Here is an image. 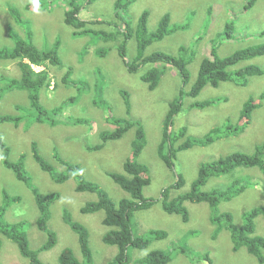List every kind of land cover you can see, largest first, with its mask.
<instances>
[{
  "label": "rangeland",
  "instance_id": "374dc122",
  "mask_svg": "<svg viewBox=\"0 0 264 264\" xmlns=\"http://www.w3.org/2000/svg\"><path fill=\"white\" fill-rule=\"evenodd\" d=\"M114 1L79 0L83 7L80 15L103 19V23L90 24V26L106 34L115 33ZM248 1L135 0L125 15L127 20L135 24H140V21L146 20L145 17H147V27L151 30L157 27L165 14L171 15L169 27L179 22L188 23L186 29L167 31L163 36L157 39L150 38L142 44L139 39L138 48L143 47L146 54L155 50H165L178 57L190 58L192 51L198 45L193 61L187 66L190 74L189 83H192L197 78L202 59L211 56L212 44L217 42L219 39L217 35L220 33L224 36H221V43H216V46L221 57L247 45L264 42V34L261 33L264 30V0H255L249 9H245ZM60 2L55 5L45 3L44 9L39 10L40 7L33 5L31 0H0V39L7 36L6 28L9 30L10 27L9 8L16 6L24 18L30 19L28 23L34 29L43 31L48 39L50 37L61 39L59 55L65 63L64 66L51 62L47 64L51 83L48 88L44 86L41 89L38 98L40 105L50 112L48 116L56 117L54 124L48 120L45 122L37 120L43 113L34 110L27 90L11 89L0 98L1 113L16 112L24 117L21 120L23 124L18 128L11 123L0 126V134L9 146L6 150L0 143V205L6 202L4 193L12 192L21 197L17 204L8 207L4 215L5 221L12 223L22 219L28 220L25 233L30 238L31 247L38 248L42 244L45 234L39 229L37 220L40 206L46 200L43 197L42 200L34 199L32 191L24 184L26 178L37 189L39 195L52 192L57 194V197L49 204L52 214L49 226L57 231L59 240L53 248L40 253L43 261L48 264H59L57 254L62 247L69 245L81 258L78 235L67 221L70 218L79 220L91 230L93 229L91 243L96 249V254L104 255L108 261L118 252L117 246L109 245L103 239L109 229L103 222L105 212L103 210L82 211L86 202L96 201L98 192L88 189L78 190L76 186L84 183L75 174L67 178L61 176L69 175L68 166L62 163V160H66L73 165L79 164L80 173L84 179L98 185L108 197L115 200L117 207L122 198L130 197L121 183L109 172H123V164L132 154L131 142L136 136L135 130H129L118 140L98 143L100 142L99 132L106 128H115V125L107 123L108 109L94 102V98L97 99L101 93L113 108L114 115H120L126 109L120 92L121 89H125L129 93L128 100L133 106L132 115L142 119L147 134V143L140 159L149 166L151 182L144 187V195L152 199L159 198V201L150 208L135 212L137 231L140 235H145L154 228H165L168 232L166 238L153 239L145 248H131L132 258L129 257V264H139L137 261L152 249L170 250L171 241L180 243V240H185L186 244L193 245L202 253L196 258L185 253L173 252L171 262L173 264H208L209 260L205 258V253L211 257L212 264H264V261L250 253L246 247L233 251L228 229L219 231V234L213 238L210 233L215 228L211 220L212 209L206 202H192L187 199L185 205L190 216L184 219L179 214L168 213L160 201L165 187L177 180L174 174L175 169L183 174L184 182L179 189H171V197L191 188L201 162L235 151L251 153L255 144L264 141V98L260 99L261 106L254 111L250 123L243 131L230 134L212 143L194 144L189 149L181 150L175 159L174 169L169 168L160 157L158 147L169 109V99L174 98L183 86L179 70L170 63H157L161 68V78L158 86L149 90L138 73H130L126 69L118 52L121 38L105 39L96 35L95 33H98L96 31L74 36L73 27L64 22L65 10ZM213 2L215 3L213 12H209L207 6ZM145 10L149 12L143 13ZM194 11H196L195 15L192 14ZM233 19L235 30L231 33V38H228L224 32L225 22ZM14 20L18 32L24 34V28L18 25L17 18ZM108 20L109 22H106ZM8 21L9 24H7ZM148 34L150 36V33ZM201 36L203 37L196 44L197 38ZM181 46L184 47V52L180 50ZM101 51L104 55L100 54ZM136 54V41L132 38L127 44V57L132 60ZM247 63L258 64L264 69V55L256 56L248 62H240L230 69ZM31 66L34 67V64ZM35 68L42 70L43 66H35ZM68 70L72 78L89 84V87L83 88L81 85L65 83L63 77ZM1 72L6 74H0V76L9 74L20 78L17 61L0 60ZM98 83L100 93L97 90ZM2 84L0 81V87ZM263 92L264 73L250 77L245 85L234 80L221 81L218 85L208 83L195 99L185 96V106L176 115L171 128L176 131L183 126L187 127L186 136L181 140L183 141L190 135H204L211 127L221 125L228 120L233 124L241 123L240 112L243 101L251 96L259 100ZM213 97L225 99L227 97V99L204 109L188 110L191 101H203ZM16 105H19L18 110ZM55 109H59L60 112L57 116L53 112ZM78 117H90L93 121L91 120L90 125L76 124L74 121ZM25 122L31 123L28 126V132L32 134L29 136L30 141L36 140L38 143H28L26 139L23 143H11L13 132L27 131ZM35 148L39 149L44 157L40 155L45 160L46 166L37 162ZM7 161L13 165H9ZM240 175L252 177V182L255 184L244 180L248 183V187H242L240 182L236 189L242 187L241 190L230 198L222 200L218 205L220 212L229 211L233 214L235 223L244 221V211L255 206L264 207V173L257 168L237 167L232 173L212 177L206 184V189L224 186ZM65 211H68L71 216H68ZM255 221L256 234L264 236V214L258 215ZM0 239L2 240L0 264H30L29 259L20 253L16 243L7 238L1 230ZM104 262L99 260L97 264H104Z\"/></svg>",
  "mask_w": 264,
  "mask_h": 264
},
{
  "label": "trees",
  "instance_id": "16d2710c",
  "mask_svg": "<svg viewBox=\"0 0 264 264\" xmlns=\"http://www.w3.org/2000/svg\"><path fill=\"white\" fill-rule=\"evenodd\" d=\"M59 1H61L60 5L65 10L64 22L73 27L74 36L94 32L96 29L92 28L90 24L103 22L100 19H93L95 16L90 17L80 15L83 7L79 3V0ZM59 1L31 0L33 5L40 7L38 8L39 10L44 9L45 3L55 5L58 4ZM88 1L93 2L95 0ZM134 2L135 0H115L113 7L118 17H120L124 11L130 9ZM254 2L255 0H249L246 8L249 9ZM213 6V3L209 4L207 10L211 12L214 9ZM11 10L17 17L18 25L24 28V34L18 32V29L14 27V24L10 25L9 30H7V36L0 39V60L4 62L16 60L17 66L20 70V78L19 76L16 77V75L9 74L6 76H0V81L3 83L0 87V98H2L8 90L25 89L28 91L31 105L35 108L34 110H39L43 113V115L39 116L37 120L42 122L48 120L54 124L56 122V117L48 116L50 112L43 109L38 100L41 89L44 86L46 87L49 85L50 76L47 70H36L35 66L41 67V65H46L45 67L47 68V64L50 62L62 65L61 57L59 55L61 39L59 37H50L48 39L43 31H39L30 26L28 23L30 19L27 17H21V12H19L16 7H13ZM148 12V10H145L143 13ZM192 14L195 15L196 11ZM98 15H96V17ZM122 17L123 20L120 21V23L114 21V24L116 25L115 33L106 34L104 31L97 30L96 32L98 33L95 34L105 39L117 38L120 33L126 34V31L122 28L125 24L130 26V22L125 17V14H123ZM145 18L147 22L148 18ZM170 20L171 15L165 14L155 29L150 30L147 27L150 36L144 31V29H141V44L150 38L157 39L159 36H163L167 31L186 29L188 27L187 22H179L178 24L169 27ZM232 21L235 20L233 19ZM106 22H109V20ZM227 27L225 33L229 38L231 31L233 32L234 30L233 26L228 25ZM261 33L264 34V30ZM221 36H224L223 33L217 35V38L219 39L216 43H221ZM202 37L203 36L197 38L196 44L199 43ZM212 42H215L214 39ZM216 43L212 44L211 56L205 57L200 62L198 78L195 80L192 89L187 91L185 89L186 87H181L179 93L174 98L172 97L169 99V110L164 120L158 153L161 158L168 160L171 168H174L175 166V164L172 165L173 162L171 158L176 157V154L180 150L189 149L194 144L204 145L212 143L218 139L227 137L230 134L243 131L250 123L254 111L261 106L260 99L264 98L263 92L260 94L258 98L259 100H256V98L251 96L246 101H243L240 112L241 123L233 124L228 120L221 125L211 127L204 135H190L187 136L185 140L181 141L182 138L186 136L187 127L183 126L174 131L171 126L176 114L181 112L183 106H185L186 95L192 97L197 96L200 90L208 83L218 85L220 81L234 80L235 82L245 85L248 83L250 77L264 73V69L254 63H247L240 67L230 69V67L236 66L240 62H248V60H251L256 56L264 55V42L255 45H247L246 47L239 48L233 53L223 57L217 53ZM125 46V42L120 43L119 54L123 56L126 64L125 66H127L126 68L130 72L138 73L141 80L147 84L149 90L155 89L161 78V68L158 67L157 63L164 62V64L171 63L177 65L180 69L181 75L186 78L188 75L187 65L193 61L196 48H198L197 45L192 51L190 58H186L184 56H175L165 50H155L146 54L144 53V48L141 47L137 49V54L134 59L127 61L124 57L125 54L123 53ZM188 49L186 53L188 52ZM180 50L184 52V47L181 46ZM100 54H104L103 51H101ZM30 63L35 64V66L32 68ZM0 74L6 73L1 72ZM69 75L70 71L68 70L63 77L65 83L73 84L75 86L81 85L83 88L89 87V84L79 82L72 78L71 75L67 78ZM184 82L185 80H183V83ZM97 90L100 93L99 83ZM120 92L123 96L124 105L126 107L125 112H121L120 115H114L113 108L109 105L108 101L102 97L101 93L97 97V100L95 99V102L108 109L107 112H109V115L106 118L108 122H106L115 125V128H106L99 132L101 142L107 143V141L118 140L126 135L130 129L136 128V136L131 142L132 154L130 157L126 158L125 163V168L128 174L109 172L113 178L121 183L122 188L129 193L130 197L122 198L119 202V207H117L115 200L108 197L98 185L84 179V176L80 173L79 164L73 165V163L67 162L68 168L70 167L68 171L69 175L64 176V178H67L68 176L75 174V176L84 183L77 185L78 190L88 189L98 192L99 201L86 202L82 207V211L92 212L103 210L105 212L103 222L109 227V229L104 234L103 239L105 243L117 246L118 252L108 261H106L104 255L96 254V249L91 243L93 229L91 230L79 220H71L70 218L67 219V221L73 231L78 235L81 258L76 255L72 246H65L62 247L57 254V261L59 264H97L99 260L105 261L104 264H129L130 258H132L131 248H145L153 241V239H164L168 236V232L165 228L150 229L145 235H140L137 231L135 212L150 208L153 204L159 201V198L152 199L144 195V187L151 182L149 166L140 159V155L144 149L143 147L147 143L146 130L142 120L131 114L132 107L128 100V91L121 89ZM223 99L225 98L213 97L203 101L195 100L189 105L188 110H193V108L204 109L205 107L212 106ZM20 107H22V105ZM53 112L55 116L60 113L59 109H55ZM91 120L93 121L90 117H78L74 122L90 125L92 123ZM1 146L5 149H9L7 143H1ZM35 152L36 160L46 166L45 160L43 159L44 157L40 154L39 149L35 148ZM40 155L43 158H41ZM7 163L13 165V163H10L9 161H7ZM237 167H258L264 171V141L255 144L254 150H252L251 153L235 151L220 155L212 160L201 162L197 176L191 183V188L171 197V189H179L183 186L184 182L183 174L175 169L174 174L177 177V180L175 183H171L165 187L160 201L168 213L179 214L184 219H187L190 216L188 208L185 205L187 199L192 202H206L210 206V209H212L211 220L214 223L215 228L213 232L210 233L213 235V238L219 234V231L228 229L233 243V251L245 246L250 253L258 257L261 261H264V237L253 234L256 229L255 219L258 215L264 214V207L257 206L244 211V221L239 224L235 223L231 212H220L218 209V205L222 200L230 198L233 194L237 193L242 187H244L242 186L240 189H236L240 182H244V180L252 182L253 178L248 175H240L227 185L206 189V184L212 177H220L223 174L232 173ZM24 182L28 188L34 191L35 199L42 200L44 198V200H46V202L40 206L39 219L37 220L39 229L45 234V237H43L44 240L38 248H32L30 238L25 233L27 228L26 221L28 220L22 219L12 223L5 221L4 215L8 210V207L17 204L21 200V197L18 194L10 195L5 193V197H7L6 202L5 204L0 205V230L7 238L16 243L20 253L25 258L29 259L30 264H48L42 260L40 253L53 248L59 240L57 231L49 226V220L52 217L49 204L57 197V194L52 192L46 193V195L40 193L39 195V192L32 187L29 180L25 178ZM244 183L246 184V187H248V183ZM65 212L68 216H71L68 211ZM1 248L2 240L0 239V251ZM173 252L185 253L186 255L194 256L196 258L202 253V251L195 249L193 245L186 244L185 240H180V243L171 241L170 250L159 248L152 249L137 262L139 264H173L171 263L173 260ZM205 258L209 260L208 264H212L211 257L206 253Z\"/></svg>",
  "mask_w": 264,
  "mask_h": 264
},
{
  "label": "clouds",
  "instance_id": "9594fccd",
  "mask_svg": "<svg viewBox=\"0 0 264 264\" xmlns=\"http://www.w3.org/2000/svg\"><path fill=\"white\" fill-rule=\"evenodd\" d=\"M90 2V1H89ZM213 4L215 5V3L213 2ZM246 5H247V3L245 4V9H246ZM223 6V5H222ZM13 7H16V6H13ZM13 7H10L9 8V11H10V13H11V19H10V25L11 24H14V27H16L17 26V24L15 23V20L14 19H16L17 17L13 14V12H12V8ZM17 8V7H16ZM222 8H224V6L222 7ZM221 8V9H222ZM129 10V9H128ZM127 10V11H128ZM127 11H124L123 12V14H125V13H127ZM21 12V11H20ZM211 12H213V10L211 11ZM122 14V15H123ZM114 15H115V20L114 21H116L117 23H120V21H122L123 20V17H122V15L120 16V17H118V15L116 14V12H115V9H114ZM212 15V14H211ZM21 17H23L22 16V13H21ZM125 17H126V15H125ZM127 18V17H126ZM216 19L217 20H219V18H217L216 17ZM100 20H102L103 21V19H100ZM222 20V19H221ZM129 22H130V26L129 25H127V24H125L124 25V27L122 28L124 31H126V34H124V33H120V34H118V36H117V38H121V42H125L126 43V46H125V49H124V54H125V58H126V60L127 61H129L130 59H128V57H127V44H128V42H129V40L130 39H132V38H134L135 39V41H136V50L138 49V44H139V39H140V31H141V29H144V31L148 34V33H150L148 30H147V23H146V20L145 19H142L141 21H140V24H135L133 21H131V20H128ZM233 21H227V22H225L226 24H225V26H224V32H225V29H227L228 27V25H230V26H233V30H235V23H232ZM101 23H103V22H101ZM100 23V24H101ZM7 24H9V21L7 22ZM128 26V27H127ZM115 28H116V25H115ZM151 30V29H150ZM6 32H7V28H6ZM231 33H232V31H231ZM231 33H230V35H229V37L231 38ZM215 44V43H214ZM119 52V51H118ZM217 53H218V51H217ZM102 55H104V54H102ZM120 55V54H119ZM121 56V55H120ZM61 57V56H60ZM122 57V59H123V61H124V58H123V56H121ZM13 61H16V60H13ZM61 61H62V66H64L65 65V63L63 62V59H62V57H61ZM56 64V63H55ZM124 64H125V62H124ZM171 64V63H170ZM58 65H60V64H58ZM126 65V64H125ZM174 66H176L177 67V69L179 70V73H180V69H179V67L177 66V65H175V64H173ZM33 66V65H32ZM31 66V67H32ZM34 66H35V64H34ZM41 66H43V69L44 70H47L48 71V69L44 66V65H41ZM188 66V65H187ZM125 67H127V66H125ZM33 68V67H32ZM46 68V69H45ZM127 69V68H126ZM188 69V68H187ZM128 70V69H127ZM128 72H130L129 70H128ZM130 73H134V72H130ZM198 73H199V70H198ZM180 75H181V73H180ZM182 76V75H181ZM190 74H189V71H188V75L186 76V78H184L183 76H182V79L183 80H185V82L183 83V86H181V87H186L185 89L187 90V91H189V90H191L192 89V87H193V84H194V82L195 81H193L192 83H189V79H190ZM197 78H198V74H197ZM197 78H196V80H197ZM221 82V81H220ZM50 83H51V80H50V82H49V85H47L46 86V88H48L49 86H50ZM211 84V83H210ZM207 85V84H206ZM25 90V89H24ZM180 90V89H179ZM202 90V89H201ZM200 90V91H201ZM179 93V92H178ZM200 93V92H199ZM29 95V94H28ZM187 96V95H186ZM188 96H190V95H188ZM198 96V95H197ZM197 96H195V97H192V96H190V97H192L193 99H195ZM29 97V96H28ZM95 99L96 98H94V102H95ZM97 100V99H96ZM193 101H195V100H193ZM193 101H191L190 103H189V105H191V103L193 102ZM198 101H200V100H198ZM96 103V102H95ZM129 103L131 104V107H132V109H133V106H132V103L129 101ZM97 105H98V103H96ZM101 106V105H100ZM43 109H45V110H48V109H46V108H44L43 106H41ZM102 107V106H101ZM16 108H17V110L19 109V105H16ZM16 110V111H17ZM169 110V109H168ZM180 112H178L177 114H179ZM131 114H132V111H131ZM176 114V115H177ZM176 117V116H175ZM83 118H85V117H83ZM24 119V117L22 116V115H20V114H17L16 112L14 113V114H11V113H1L0 112V126L2 125V124H4V123H11L15 128L17 127H20L22 124H23V122L21 121V120H23ZM175 119V118H174ZM142 120V119H141ZM25 121V120H24ZM35 121V120H34ZM143 122V121H142ZM174 122V121H173ZM76 124H80V122H75ZM25 124L27 125V131H23V130H21L20 132H13L12 134H11V140H12V142L11 143H23V141H24V139H26L27 140V142L28 143H38L36 140H33V141H30V135H32V134H30L29 132H28V126L31 124L30 122H25ZM84 125V124H83ZM94 125V124H93ZM144 127H145V125H144ZM164 127V126H163ZM172 127V126H171ZM186 127V126H185ZM130 130H135V133H136V128H132V129H130ZM146 130V129H145ZM4 135V134H3ZM125 136V135H124ZM123 136V137H124ZM146 138H147V134H146ZM111 141H114V140H111ZM161 141V140H160ZM109 141H107V143H108ZM0 143H6L5 142V140L3 139V137H2V134H0ZM98 143H103V142H101V140H100V142H98ZM105 143V142H104ZM159 144H160V142H159ZM145 147V146H144ZM143 147V148H144ZM159 148V147H158ZM7 150V149H6ZM181 151V150H180ZM178 154V153H177ZM177 154H176V157H172L171 159H172V165L173 164H175V159L177 158ZM165 162H166V164H167V166L169 167V168H171V165H169V163H168V160L167 159H165L164 160ZM37 162L38 163H41V162H39L38 160H37ZM67 162L68 161H66V160H63V164H65V165H67ZM125 163H126V160H125ZM42 164V163H41ZM123 172H119V173H122V174H128V172H127V170H126V168H125V164H123ZM246 168H249V167H246ZM254 168V167H253ZM68 169H70V167L68 168ZM172 169H174V168H172ZM71 176V175H70ZM69 176V177H70ZM62 178H64V176L62 175L61 176ZM253 184H254V182H252ZM25 184V183H24ZM26 185V184H25ZM241 186H246V184L244 183V182H241ZM28 187V186H27ZM33 188H34V186H32ZM77 187V186H76ZM215 187H218V186H215ZM30 189V188H29ZM31 191H32V193H33V196H34V191L32 190V189H30ZM7 194H10V195H17V194H12V192H7ZM4 195H5V193H4ZM19 195V194H18ZM35 197V196H34ZM6 199H7V197H5ZM35 199V198H34ZM96 201H99V197H97V199H96ZM222 202V201H221ZM220 202V203H221ZM255 207H257V206H255ZM253 208V207H252ZM251 208V209H252ZM249 210V209H248ZM97 211H99V210H97ZM233 215V214H232ZM234 217V216H233ZM237 224H239V223H237ZM254 235H259V234H256V229H255V231H254V233H253ZM262 236V235H261ZM264 237V236H263ZM242 247H245V246H242Z\"/></svg>",
  "mask_w": 264,
  "mask_h": 264
},
{
  "label": "flooded vegetation",
  "instance_id": "af4514ba",
  "mask_svg": "<svg viewBox=\"0 0 264 264\" xmlns=\"http://www.w3.org/2000/svg\"><path fill=\"white\" fill-rule=\"evenodd\" d=\"M254 168H257V169L261 170V171L264 173V171H263L262 169H260V168H258V167H254Z\"/></svg>",
  "mask_w": 264,
  "mask_h": 264
}]
</instances>
